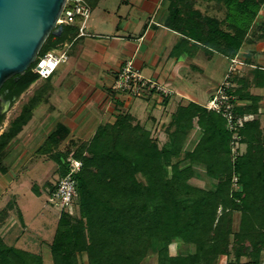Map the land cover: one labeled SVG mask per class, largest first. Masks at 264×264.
<instances>
[{"label": "trees", "instance_id": "1", "mask_svg": "<svg viewBox=\"0 0 264 264\" xmlns=\"http://www.w3.org/2000/svg\"><path fill=\"white\" fill-rule=\"evenodd\" d=\"M220 1L227 7V21L193 10V1L172 0V17L167 23L192 32L187 35L234 57L243 43L264 38V20H256L264 0ZM62 26L60 35H49L39 55L75 31L71 25ZM34 66L9 78L0 95L14 102L40 77ZM230 79L236 84L231 91L240 99L251 100L247 105L235 104L234 113L253 115L236 131L228 126L222 112L189 102L172 114L164 142L132 114L124 113L114 123L101 126L90 142L82 144L74 156L82 162L81 167L72 170L67 164L62 173L65 176L72 171L78 213L72 212L73 204L62 208L50 243L52 264H140L155 245L157 264H261L264 126L258 105L262 96L251 93L250 87L252 83L264 85V70L246 65ZM32 110L33 102L25 103L0 134V160L31 119ZM4 120L0 102V128ZM195 126L201 136L188 151L186 141ZM236 132L246 143L245 152L237 156L230 146ZM62 137L56 131L46 144H58ZM46 146L42 148L44 153L65 164L61 151H51ZM186 159L206 164L207 177L216 183L214 190L189 182L199 172L191 165L182 167L181 161ZM57 182L51 184L49 195L56 190ZM18 208L13 197L0 209V228ZM174 240L192 243L195 250L171 254ZM84 255L87 261L82 263ZM0 264L47 263L42 254L10 245L0 233Z\"/></svg>", "mask_w": 264, "mask_h": 264}, {"label": "crops", "instance_id": "2", "mask_svg": "<svg viewBox=\"0 0 264 264\" xmlns=\"http://www.w3.org/2000/svg\"><path fill=\"white\" fill-rule=\"evenodd\" d=\"M86 1L91 7V16L86 22L87 34H79L82 21L77 17L68 24L75 31L49 49L67 48L68 60L50 77H39L22 93L19 101L10 102L8 106L15 114L6 128L25 103L33 102L31 119L10 142L0 160V209L13 197L19 207L0 228L10 245L20 247L16 242L21 232L30 227L16 191L21 175L30 176L31 170L41 162L55 161L59 165L50 153H44V146L51 151L75 150L90 142L101 126L114 123L124 113L132 114L164 142L166 128L178 106L189 102L207 106L223 86L228 94L235 96L231 91L236 86L230 79L233 74L246 65L264 70V38L255 43H243L239 52L229 57L187 35L192 32L170 27L167 22L172 17V0ZM192 1L193 10L217 21H227V7L222 1L185 0ZM187 11L185 8V13ZM256 20H264V5ZM234 59L241 61V65L234 63ZM128 62L164 89L140 93L115 91L112 84ZM252 84L251 93L264 95L263 84ZM236 103L247 105L251 100L239 98ZM261 107L260 112L263 111ZM247 116L252 114L242 117ZM56 131L61 132L62 139L58 144H46ZM15 214L21 215L22 229L16 225ZM34 229L49 227L41 220ZM9 232L12 233L10 240L15 241L7 239ZM52 239L42 241V245L50 247Z\"/></svg>", "mask_w": 264, "mask_h": 264}, {"label": "rangeland", "instance_id": "3", "mask_svg": "<svg viewBox=\"0 0 264 264\" xmlns=\"http://www.w3.org/2000/svg\"><path fill=\"white\" fill-rule=\"evenodd\" d=\"M235 88L236 87H234V89ZM233 94L236 97L234 96V99L230 98L228 101H230L229 103L232 104V108L234 109L235 104H237L236 101L237 99H239V97L234 92ZM22 96L23 94L19 96L16 99V101L17 100L19 101L22 98ZM262 99H264V95H262ZM258 105L260 107L262 106L261 110L263 111H261V118L264 126V100L263 102L259 101ZM14 114L15 111L9 108V110L5 114V120L3 121L0 132L6 128L7 122ZM235 116L236 118H238V120L235 121L236 124L235 125L230 124L231 126H233L232 128H234L235 131L238 130V128H240L241 126H243V123L246 120L253 118V115L247 116L248 119H244V117L238 116L236 114ZM156 135L157 134L154 133V136ZM200 136H201V130L199 129L198 126H195L189 132L185 149L191 151L194 148ZM165 139H167V137H165ZM230 146L233 151V155L235 156L244 153L246 150V143H243L241 141V138L237 132L234 134V136H232V139L230 141ZM81 148L82 146L76 148L75 150L61 151V153L63 154L62 158L65 161V164L63 165L62 164L56 165L55 161H50L49 163L41 162L31 170L30 176L22 172L23 174L21 175V180L18 184V189L16 190L19 194V203L25 213L26 220L30 225V227L24 233L21 232V235L18 238L16 245L22 247L23 249L42 254L47 264H52L53 261L52 252L49 246L42 245V241L49 242L53 238V235L57 228L59 216L62 211L61 204H59L58 202L50 201L48 199L49 198L48 191L49 188H51V184H53L54 182L58 181L61 177H63L62 173L63 170L66 168V165L69 164L71 166L73 160L76 159L74 156ZM187 165H191L199 172V176L191 177L189 179V182L213 190L216 188L215 181L211 180L206 175L205 163H202L200 161H191L189 159L181 161L182 167ZM165 172L166 175H169L170 173L169 168H166ZM234 185L235 187L237 186V177L234 178ZM37 193H39L40 195H38ZM75 203L76 200L73 202V208H71V210L74 213H78V206ZM20 216L21 215L18 214V216H16L15 218L17 220L16 225H18V229H22V226L20 224L21 221ZM41 220L45 221L48 224L49 229H43V230L34 229L36 223ZM237 223L238 222H236V224ZM11 236H12L11 232H9L8 235H6L8 240H10ZM10 241L12 242L15 240H10ZM157 248H158L157 245L151 247L150 254L144 260H142L140 264H157V252H156ZM194 250H195L194 244L179 240H174L171 243V248H170L171 254L188 253ZM242 260H245V258H243ZM86 261H87L86 255L81 256V262L84 263Z\"/></svg>", "mask_w": 264, "mask_h": 264}, {"label": "water", "instance_id": "4", "mask_svg": "<svg viewBox=\"0 0 264 264\" xmlns=\"http://www.w3.org/2000/svg\"><path fill=\"white\" fill-rule=\"evenodd\" d=\"M66 2L0 0V90L9 78L36 63L51 33L61 34L63 26L58 20ZM0 102L1 113L6 114L10 101L1 94Z\"/></svg>", "mask_w": 264, "mask_h": 264}, {"label": "built area", "instance_id": "5", "mask_svg": "<svg viewBox=\"0 0 264 264\" xmlns=\"http://www.w3.org/2000/svg\"><path fill=\"white\" fill-rule=\"evenodd\" d=\"M91 16V7L86 0H67L63 12L58 20L60 24H69L75 20V18L80 17L82 24L79 27V34H87L86 22ZM69 58L67 48L64 50H49L43 55H39L34 71L39 74L42 78L50 77L58 66L67 61ZM236 64H241V61L233 60ZM112 88L115 91H129L133 93H140L142 90H152V89H164L162 86L144 76L141 72L135 69L132 62H128L123 70L115 78ZM234 98L226 91V87H221L217 94L209 101L207 104L208 108L220 111L227 118L229 125H235L236 118L232 104L229 103V99ZM247 119V117H244ZM230 125V126H231ZM233 127V126H231ZM82 162L78 159H74L71 163L72 170L80 168ZM76 183L72 177V171L67 175L61 177L57 182L56 190L49 195V200L58 202L63 207H70L73 204L74 198L76 196ZM264 264V257L261 262Z\"/></svg>", "mask_w": 264, "mask_h": 264}, {"label": "flooded vegetation", "instance_id": "6", "mask_svg": "<svg viewBox=\"0 0 264 264\" xmlns=\"http://www.w3.org/2000/svg\"><path fill=\"white\" fill-rule=\"evenodd\" d=\"M3 96H4V98H6V97H5V94H3Z\"/></svg>", "mask_w": 264, "mask_h": 264}]
</instances>
